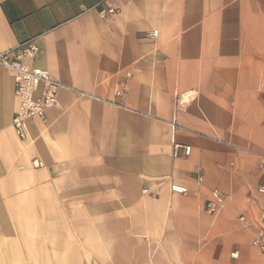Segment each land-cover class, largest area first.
Here are the masks:
<instances>
[{
	"label": "crops",
	"instance_id": "0c3cea01",
	"mask_svg": "<svg viewBox=\"0 0 264 264\" xmlns=\"http://www.w3.org/2000/svg\"><path fill=\"white\" fill-rule=\"evenodd\" d=\"M28 41L64 88L20 138L0 67V264H262L264 0H0V54Z\"/></svg>",
	"mask_w": 264,
	"mask_h": 264
},
{
	"label": "built area",
	"instance_id": "2783aa9c",
	"mask_svg": "<svg viewBox=\"0 0 264 264\" xmlns=\"http://www.w3.org/2000/svg\"><path fill=\"white\" fill-rule=\"evenodd\" d=\"M117 13L115 9L101 11L103 18L108 15ZM156 33H150V38H156ZM40 51L39 46L34 41H28L18 45L9 52L0 54V67L10 71L15 80V95L17 97L19 108L12 121L13 129L16 135L20 138H25L27 135L28 124L31 120H39L42 123L46 122L47 112L56 107L58 102V94L64 85L54 81L48 71L32 68L31 62L36 58ZM13 53V57L10 54ZM128 91V87L124 86L116 91V97H123ZM199 98V92L196 90L179 93L175 97L174 109L175 112L181 111L189 107ZM111 103V101H105ZM173 128H178L175 122L172 123ZM180 146H175L174 156H177L176 151ZM190 147H185V154L189 156ZM259 168L264 170V156H260ZM35 168H42L44 165L40 161H34ZM203 178H198V183L201 184ZM185 193V192H184ZM258 193L264 199V186L258 189ZM226 205V199L223 195L214 190L211 192L210 200L205 204V209L210 215L217 214ZM264 215V206H263ZM240 222L245 226V218L240 217ZM259 231L253 241V247L258 249L262 255V264H264V217L257 223ZM256 225V224H255ZM238 253L231 255L232 260L238 259Z\"/></svg>",
	"mask_w": 264,
	"mask_h": 264
}]
</instances>
